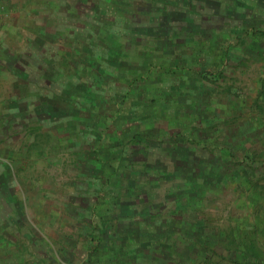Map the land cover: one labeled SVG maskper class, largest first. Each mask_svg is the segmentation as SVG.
<instances>
[{"label":"rangeland","instance_id":"1","mask_svg":"<svg viewBox=\"0 0 264 264\" xmlns=\"http://www.w3.org/2000/svg\"><path fill=\"white\" fill-rule=\"evenodd\" d=\"M3 4L6 11L23 10L27 16L22 26L0 29V158L16 150L27 159L26 167L33 171L27 180L32 182L16 189L33 198L28 197L29 203L41 202L40 210L30 206L27 211L32 216L37 209L45 219V230L38 235L42 237L28 240L27 252L17 254L14 264H125V259L120 262L105 255L106 250L121 246L141 249L140 264H147V248H160L153 245L151 233L164 235L169 227L151 221L159 212L186 216L181 226L192 233L202 232L210 220L227 229L244 216L263 221L264 168L253 174L248 162L240 163L246 160L245 144L250 143L244 138L248 132H242L244 126L237 122L240 118L229 128L221 124L222 128L212 129L207 127L212 119L206 114L209 107L196 104L199 92L209 87L216 93L220 114L227 115L234 98L242 102L237 107L259 111L264 98L245 75L253 66L259 68L243 60L236 65L235 77L208 71L209 75H185V61L169 64V73L160 68L153 75H125V70L134 67L129 63L137 65L153 57L165 60L171 44L165 48L155 43L165 38V43L173 39L181 45L196 33L199 19L214 20L202 34L224 47L243 42L237 40L242 33L255 42L251 31L258 26L264 29V0H3ZM235 29L237 39L231 33ZM180 75L183 81L178 80ZM257 82L263 92L264 80ZM184 93L189 95L184 98ZM188 100L194 101L186 109L183 103ZM136 103L148 105L147 113L138 115L142 126L137 132L155 143L148 148L149 140L134 142L127 153L128 147L122 146L127 135L117 125L137 109ZM106 110L110 118L105 126L101 116ZM171 123L177 126L168 130ZM185 123L184 138H188L172 155L168 145L159 144L160 134L164 129L175 134ZM195 132L205 141L189 139ZM104 133L112 150L106 148L103 154L100 149L95 156L81 152ZM3 161L0 167L5 166ZM37 173L48 174L43 195L31 185L40 178ZM0 186L6 191V185ZM52 205L55 208L49 209ZM19 210L12 202L0 208V219L8 221ZM4 225L0 221V227ZM120 227L123 233L110 242ZM176 227L173 224L172 231Z\"/></svg>","mask_w":264,"mask_h":264},{"label":"crops","instance_id":"2","mask_svg":"<svg viewBox=\"0 0 264 264\" xmlns=\"http://www.w3.org/2000/svg\"><path fill=\"white\" fill-rule=\"evenodd\" d=\"M5 12L6 13L0 20V29L3 28L5 30H12V26L17 25L19 27L22 26V21L26 22V20L24 19H26L27 15L23 10L13 12L8 8ZM198 22L200 24L199 28L193 30L196 33L194 35H189L188 39L186 38V40H184L182 44L180 43L181 45H178L177 41L173 39L165 43V38L160 43H155L156 47L164 46L165 48L169 44H171V49L164 53L165 60H163L162 62H158L157 58L153 57L152 59L145 60L138 63L137 65H132L133 63H129L131 67H134L126 69L125 75H141V72H149V74L153 75L154 71L160 68H165L166 72L169 73L172 70V67H170L169 64L178 61L182 63L183 61H185L183 62L186 64L184 65L187 68V73L185 72V75H209L212 73V75L226 74L233 75L235 77L237 71L236 65L242 64L241 62H243L244 60V62L252 63L253 65H256L257 68H259L256 69L253 66L248 73L245 72V75H247L250 80L255 82L250 83V85L252 87H254V85L258 86L257 89L259 93L256 94H260V98L263 99L264 91L262 92V88L258 85L257 81H259L260 79L264 80V29L259 26L256 28H252L251 32H254L252 36L255 38V42L248 41L245 38L246 36H244V33L240 34L237 39V36L235 37V33L238 31H236L235 29L233 32H231L232 36H234V38H236L237 40L241 39V41L243 42H239L237 44L235 41H232L231 43L228 42V45L224 47L223 45H220V43H216V40L212 37L206 38L202 34L204 29L206 30L214 22V20L203 19L201 21V19H199ZM24 26H26V23L24 24ZM255 32H258L260 35L258 34L259 36H257ZM216 44L217 48L215 46ZM152 47L153 46H151V50L156 52L157 48H155L154 46V48L152 49ZM224 48H227L226 52ZM138 49L139 51H141L140 48ZM221 59L225 61H222ZM156 63L159 64L158 67L155 65ZM165 63H167L168 65H165ZM226 64L229 66H227V69H224ZM213 66H217V68L213 70ZM206 71H208L209 74H206ZM183 77L184 75H180L178 80L183 81ZM202 78L204 79V81L206 80V78ZM180 87L182 90H184L182 86ZM215 94L216 93L213 92V89L206 87L204 92H199V97L197 98L200 102L196 104L198 106L200 105V107L202 108L208 106L209 109L206 110V114L208 115L210 113L212 115V121H209L210 126L207 127L212 126V129H216L218 127H221V124H224L225 126H228L227 128H229V125L232 123V121L235 123L236 119L240 118V121L237 120V122L241 123V126H244L241 131L248 132V134H246L244 138H246V141L250 140L248 141L250 143L245 144V148L247 149V151L243 153L244 159L246 160H241L240 163L248 162V165L253 167L252 173L254 174L256 170H259L258 168H264V104H262V108L260 107V105L257 106L260 109L259 111H257L258 109H256L255 107L253 108L244 106L241 109V107H237L236 105L241 104L242 102H239L240 100L234 98L231 99V103L229 104L227 110V115H224L220 114L218 107L215 106L217 105V96ZM187 95L189 94H182L184 98L187 97ZM193 101L194 100H188L186 103L184 102L183 104L185 108L187 109L189 105L191 107ZM174 102L175 101L173 99L172 104H175ZM136 106L137 109L132 111L130 115L121 118L119 125H117L119 126V128H121V134L123 135V133H125V135H127L124 139L125 144L122 145L128 147L125 150L127 153L129 151V147L131 145H135L134 142L144 143L145 140H149V142L151 143H147L148 148L151 147L153 143H155L152 138L147 139L149 138L148 135L147 137H145V134H143V132H137L139 127L141 128L142 126V119L138 115L147 113V111L145 110L148 108V105L146 104L147 107H145L143 103H136ZM203 117L206 118L205 115H203ZM107 118H110V115H108L106 110V115L104 117L101 116V121L105 124V126V119ZM185 124H183V127L181 129H178L179 131L175 134L174 132H168L165 129L160 134L162 138L159 144H161L162 146L164 144L168 145L167 149L172 155L174 154L173 152L175 148L177 149L181 145L183 146L186 142V139L188 138L187 136L184 138V133L188 131V125ZM170 125L171 128H169L168 130L173 129L175 126H177L173 125L172 123ZM232 125L234 124L232 123ZM133 129H136V131H134ZM193 129L197 128L193 127ZM172 133L174 135H172ZM195 134L196 132L189 138L194 142L199 141L200 137V133L196 134V136ZM204 134L206 135L207 133ZM155 138H157V136L153 137V139ZM203 140L205 141L204 138L201 139L200 137V141ZM217 140H219L218 137ZM19 142H22V138L19 140ZM93 142L94 143L91 148H86L87 150L84 149L81 152H84L85 154L92 153L95 156V154L100 149L102 153L104 152L106 154L107 150H112L114 147L112 145V142L109 143L110 145H106L107 143L105 139V133L103 134V138H97V140H94ZM178 144L180 145L177 147ZM58 147L59 146H57V148ZM116 148L117 147H115L114 150L118 151L119 149ZM132 152L136 153V151L134 150ZM18 155H20V158H17ZM131 156H134V154ZM233 156L236 157L235 154ZM54 157L58 159L59 156ZM2 158H0V161L4 160L3 162L5 163V166L0 167V185H6L7 189H5L6 191H4L0 186V208H6L13 202L14 207H18L20 210L18 211V215L15 214L13 217L8 218V221H6L4 218L0 219V221H3L5 223L3 227H0V239L5 240L4 243L0 242L3 243V245L0 244V264H14V259L16 260L15 256L17 254L22 255L23 251L27 252L28 240L40 239V237H42L38 235L43 234L45 230V219L41 216H38L37 209V212L35 211V215L32 214V216L29 215L27 211L28 207L30 206L32 208H39L40 210L41 202H31L33 204L29 203L33 198L31 196L29 197L23 191L21 194V192L16 189L17 185L21 189L27 188L28 182H32L27 180V176L31 177L33 175V171H29L28 167H26V165L28 164L27 159L23 156L21 151L16 150H12L9 153H4V157ZM183 159L186 158L184 157ZM105 160H108L107 155H105ZM257 163H260V165L255 168L254 166H256ZM19 165L23 167L18 168ZM39 168L42 169L43 164H40ZM160 170L165 171V169L162 167L160 168ZM101 175H103V173ZM47 176L48 174L37 173V177L40 178L35 180V185H33V183L31 184L41 195H43V192L45 190L44 185L49 184L48 179L46 178ZM50 185L52 187V190H54L53 181ZM3 192L7 194L2 195ZM28 197L31 199L30 201ZM153 202L155 201L153 200ZM106 203L108 205L107 201ZM168 203L169 202H166V204ZM15 204L17 206H15ZM47 204L50 203L47 202ZM121 206H124L123 203L121 204ZM176 207L177 209L181 210L177 205ZM48 208L54 209L55 206L52 205ZM116 218L118 219V221L122 222L123 218H120L118 216H116ZM186 218V216L182 215H179V217L177 218L174 216H166L161 212L157 213L156 216L151 217V221L153 223H160L168 225L169 227L166 229L167 233L164 235H161L158 232L157 234L153 235L155 231L151 233L152 242L154 243L153 245H156V247L160 248L159 250H151L150 248H147V253L149 252L147 255L149 257L147 264H264V218L260 223L258 220H253L252 217L250 218L249 216H244L242 217V219H240L239 222H236V225H232L233 227H238H231L230 229L223 227L219 228V225H215V222L210 223V220L206 222V225L202 227V232H198L197 230H195L194 233H192L193 231H191V229H186L181 226L183 221L184 223L186 222ZM50 220L51 219L48 218V221ZM134 220L135 218L132 219V221ZM51 223L55 222L52 221ZM173 224L174 227L175 225L177 226L175 228L176 230L174 231H172ZM51 229L52 231H58L59 233L61 232L57 228L53 229L51 227ZM122 229L123 228L120 227L119 230L116 229L113 231H117V233L113 234L112 240H110V242H113V240L117 238L116 235L118 233H123ZM137 229L141 230L142 227L138 226ZM256 230L258 231L256 232ZM106 231L107 230H105V232ZM62 235L65 237L64 234ZM162 246L165 248L164 252H162ZM140 250L141 249H138V247L129 249L126 246H121L120 248H111L106 250L105 255L107 256V254H110L114 260L117 259L120 260V262L121 259H125V264H140V262H144L139 259V254H141ZM130 255H132V257H134L135 259H131L132 257H130ZM195 259H198V261H196ZM114 264H116V262Z\"/></svg>","mask_w":264,"mask_h":264},{"label":"built area","instance_id":"3","mask_svg":"<svg viewBox=\"0 0 264 264\" xmlns=\"http://www.w3.org/2000/svg\"><path fill=\"white\" fill-rule=\"evenodd\" d=\"M3 0H0V20L2 19V17L4 16V14L6 13V9L3 7Z\"/></svg>","mask_w":264,"mask_h":264},{"label":"trees","instance_id":"4","mask_svg":"<svg viewBox=\"0 0 264 264\" xmlns=\"http://www.w3.org/2000/svg\"><path fill=\"white\" fill-rule=\"evenodd\" d=\"M149 1H150V0H149ZM177 10H178V8H177ZM168 15L170 16V13H169ZM165 22H167V21H165ZM166 24H167V23H164L163 25H165V26H166Z\"/></svg>","mask_w":264,"mask_h":264}]
</instances>
